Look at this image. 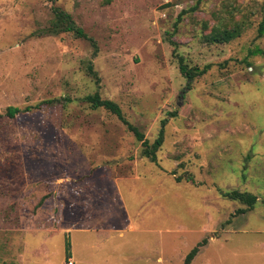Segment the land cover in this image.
<instances>
[{"label":"rangeland","instance_id":"obj_1","mask_svg":"<svg viewBox=\"0 0 264 264\" xmlns=\"http://www.w3.org/2000/svg\"><path fill=\"white\" fill-rule=\"evenodd\" d=\"M54 7L95 56L43 32ZM261 23L264 0H0V264H185L203 238L189 264H264ZM96 91L150 142L166 119L156 162Z\"/></svg>","mask_w":264,"mask_h":264},{"label":"trees","instance_id":"obj_2","mask_svg":"<svg viewBox=\"0 0 264 264\" xmlns=\"http://www.w3.org/2000/svg\"><path fill=\"white\" fill-rule=\"evenodd\" d=\"M53 13H54V18L50 22V25L43 32H46L48 34L71 32L76 37L88 39L93 47L92 55L95 56L97 54L98 47L95 40L89 37L84 32L83 28L76 24L72 16L67 11L60 9L59 7H54ZM259 32L260 33L264 32L263 23H261L259 27ZM232 37H233V33H227V32L220 34L217 33L214 34L212 40L229 41ZM256 52H261V50H257ZM178 61H179L180 72L187 78L188 82H191L195 76L203 74L208 68L207 66H204L202 69L198 67H188L187 64L183 62L182 57H178ZM87 72L89 75L93 77L94 81L98 85L100 77L96 72V70L94 69L91 60L87 64ZM85 100L89 102L90 106L93 108L103 107L104 109L114 113L120 119V121L123 124H125L127 130L131 131L134 134L136 140L141 142V146H142L141 155L143 157L148 158L152 162H156V153L159 147L162 145L164 139V125L166 123V119L161 121V125L156 138L152 142H150L135 125L130 123L125 118L120 107L114 101L110 99L102 98L97 91L94 92L93 94L86 95ZM39 105L40 103L37 104V106ZM29 108L30 107H25V110H29ZM21 111L22 109L16 106H8L6 109V112L10 117H14L16 114H18ZM224 195L230 199L239 200L246 205V207L239 209L240 212H246L248 209L252 208L257 200V197L252 193L242 192L238 190H232L230 192L224 193ZM206 243H207V238H203L202 240L197 242V244L193 246L186 254L184 258V263L189 264L194 258V256L199 252L200 247H202ZM65 254L67 257H70L71 254L70 241L68 240V238L65 240Z\"/></svg>","mask_w":264,"mask_h":264},{"label":"built area","instance_id":"obj_3","mask_svg":"<svg viewBox=\"0 0 264 264\" xmlns=\"http://www.w3.org/2000/svg\"><path fill=\"white\" fill-rule=\"evenodd\" d=\"M69 264H73V262L70 260V261H69Z\"/></svg>","mask_w":264,"mask_h":264},{"label":"crops","instance_id":"obj_4","mask_svg":"<svg viewBox=\"0 0 264 264\" xmlns=\"http://www.w3.org/2000/svg\"><path fill=\"white\" fill-rule=\"evenodd\" d=\"M80 236H82V235H80ZM86 237H84V239H85ZM79 239V238H78ZM85 241H87V238H86V240Z\"/></svg>","mask_w":264,"mask_h":264}]
</instances>
